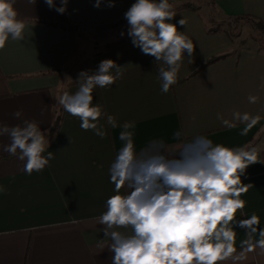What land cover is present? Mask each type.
<instances>
[{"label": "crops", "instance_id": "obj_1", "mask_svg": "<svg viewBox=\"0 0 264 264\" xmlns=\"http://www.w3.org/2000/svg\"><path fill=\"white\" fill-rule=\"evenodd\" d=\"M187 1L170 0L176 9ZM213 1L224 16L253 17L264 27V0ZM107 2L102 0L96 8L95 0H69L67 11L59 14L45 0L35 4L15 0L18 19L26 27L23 40L9 39L0 49V123L13 126L35 120L42 131H50L59 107L56 98L77 90L81 71L93 72L100 61L112 59L126 66L123 77L108 88L95 89L93 103L115 117L118 125L135 123L133 139L138 152L154 142L178 152L183 142L196 135L229 147L245 143L260 147V163L250 165L242 177L252 187L242 197L247 205L238 218L254 212L264 227V119L241 136L243 125L228 129L216 118L221 113L231 119L237 111L264 116V51H237L226 35L209 33L207 10L179 11L171 22L196 47L193 61L185 57L178 83L165 94L160 90L154 57L142 54L131 40L105 51L118 41L115 37L94 48L93 36L103 41L127 25L124 13L135 0H115L111 8ZM56 4L60 6V0ZM181 18L187 21L185 26L178 24ZM49 23L71 24L79 32L73 34ZM219 57L224 58L207 65ZM249 95L258 96V102L249 103ZM18 110L22 115L17 119L12 114ZM100 124L103 138L82 130L79 119L64 111L60 130L49 138L48 151L54 159L31 175L23 171L24 162L2 152L9 140L0 137V185L6 189L0 194V264H111L108 250L97 247L98 239L104 237L103 226L95 218L113 194L109 166L123 141L119 126H110L106 119ZM176 133L179 139L174 138ZM236 231L239 247L246 233ZM258 251L249 253L243 264H264V255Z\"/></svg>", "mask_w": 264, "mask_h": 264}, {"label": "clouds", "instance_id": "obj_2", "mask_svg": "<svg viewBox=\"0 0 264 264\" xmlns=\"http://www.w3.org/2000/svg\"><path fill=\"white\" fill-rule=\"evenodd\" d=\"M27 2L35 4L36 0ZM14 3L0 0V49L9 39H24L26 22L18 19ZM45 3L64 14L69 0H60V6L56 0ZM101 3L95 0L94 7L100 8ZM107 7H115V0H108ZM176 16V6L170 0H135L124 13L133 46L157 62L160 90L165 94L178 83L185 57L189 63L193 61L196 47L186 32L171 22ZM186 23L184 18L178 21L180 26ZM125 67L104 59L95 71L79 73L75 92H63L56 98L64 111L79 119L84 131L103 138L101 119L122 129L119 138L123 146L109 166L113 194L95 218L97 225L103 226L100 231L104 237L98 239L97 247L108 250L111 264H243L249 253L259 250L257 254L264 255L260 217L253 212L245 219L238 218L247 205L242 197L252 187L242 177L250 165L260 163V147L249 143L229 147L196 135L183 142L178 152L169 151L162 142L138 152L133 139L135 123L118 125L115 117L93 103L94 90L115 84ZM258 100V96H248L251 104ZM12 115L18 119L22 113L18 110ZM216 118L228 129L243 125L239 134L247 136L264 116L237 111L231 119L221 113ZM49 134L35 120L25 119L13 126L0 123V137L9 140L2 152L24 162L26 174L41 172L54 159V153L48 151ZM174 138L179 139L180 134ZM5 192L0 185V194ZM238 228L246 233L239 247Z\"/></svg>", "mask_w": 264, "mask_h": 264}, {"label": "trees", "instance_id": "obj_3", "mask_svg": "<svg viewBox=\"0 0 264 264\" xmlns=\"http://www.w3.org/2000/svg\"><path fill=\"white\" fill-rule=\"evenodd\" d=\"M204 6H206L210 10L207 16L208 23L211 25V29L208 31L209 33L224 34L232 42H234L239 37H241V33L243 32V30L245 29L250 30L249 27H251L252 29L255 28L261 38V42H259L260 48L262 51H264V27L260 20L249 16H238V17L224 16L213 0H206V4H204ZM204 6L201 5L200 2L195 4L194 2L188 0L184 6L176 9V13L182 10H190L197 13L198 11L203 9ZM47 25L53 28L62 29L71 32L73 34H77L79 32V29L71 24L49 23ZM130 40L131 38L129 36L124 37L112 44L107 45L105 47V51L112 50ZM222 58L224 57L215 58L210 62H208L207 65L215 64ZM63 114H64V110L62 109L61 106H59L58 111L56 113L54 124L52 126V129L49 131L50 134L48 138L50 139L53 138V136L60 130L63 122Z\"/></svg>", "mask_w": 264, "mask_h": 264}, {"label": "rangeland", "instance_id": "obj_4", "mask_svg": "<svg viewBox=\"0 0 264 264\" xmlns=\"http://www.w3.org/2000/svg\"><path fill=\"white\" fill-rule=\"evenodd\" d=\"M192 2H194L195 4L200 2L201 5L204 6V4H206V0H190ZM204 10H207L208 12H210L209 8H207L206 6L203 7ZM206 15V19H207ZM207 22V26L209 28H211V25L208 23V19L206 20ZM118 26H116L117 28ZM249 29H245L243 30V32L241 33V37H239L237 40L234 41L235 47L237 51H241V50H252V51H262L260 48V43L261 42V38L259 33L256 31V29H252L251 27H249ZM121 32H124V35L121 36ZM127 36V25L122 24L121 25V30H118L114 36H106L107 38L104 39L103 41L101 40V37L99 36H93L92 38V42L94 44V48L98 49L101 48V46H103L104 41L106 43H110L112 41L115 40H119V38H124ZM117 37V39L115 38ZM104 38V37H102ZM101 40V41H100ZM96 46L98 48H96Z\"/></svg>", "mask_w": 264, "mask_h": 264}]
</instances>
